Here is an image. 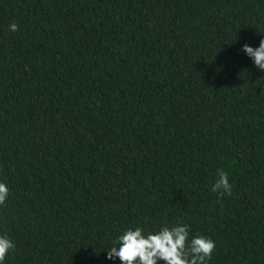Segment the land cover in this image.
Listing matches in <instances>:
<instances>
[{"label": "trees", "instance_id": "trees-1", "mask_svg": "<svg viewBox=\"0 0 264 264\" xmlns=\"http://www.w3.org/2000/svg\"><path fill=\"white\" fill-rule=\"evenodd\" d=\"M262 38L264 0H0L2 264H121L125 229L177 225L264 264Z\"/></svg>", "mask_w": 264, "mask_h": 264}, {"label": "clouds", "instance_id": "clouds-1", "mask_svg": "<svg viewBox=\"0 0 264 264\" xmlns=\"http://www.w3.org/2000/svg\"><path fill=\"white\" fill-rule=\"evenodd\" d=\"M9 30L18 31L16 24H10ZM254 65L264 71V38L256 48L244 44L241 49ZM211 191L218 197L232 195V186L227 172L217 170V179ZM9 188L0 183V205L8 197ZM119 245V247H117ZM15 248V243L7 236L0 235V264L5 260L7 253ZM215 243L208 237L197 235L189 241L187 225H177L172 228L161 227L156 232H145L137 226L134 230L127 228L119 235L113 246L107 249V259L119 258L121 264H205L210 259Z\"/></svg>", "mask_w": 264, "mask_h": 264}]
</instances>
